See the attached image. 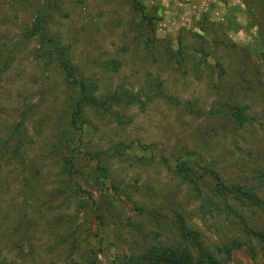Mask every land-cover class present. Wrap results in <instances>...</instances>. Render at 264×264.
Listing matches in <instances>:
<instances>
[{
  "label": "rangeland",
  "instance_id": "rangeland-1",
  "mask_svg": "<svg viewBox=\"0 0 264 264\" xmlns=\"http://www.w3.org/2000/svg\"><path fill=\"white\" fill-rule=\"evenodd\" d=\"M160 253L264 264V0H0V264Z\"/></svg>",
  "mask_w": 264,
  "mask_h": 264
},
{
  "label": "trees",
  "instance_id": "trees-1",
  "mask_svg": "<svg viewBox=\"0 0 264 264\" xmlns=\"http://www.w3.org/2000/svg\"><path fill=\"white\" fill-rule=\"evenodd\" d=\"M80 90L82 91V93H84L85 91V87L83 85H80ZM80 111L76 110L74 115V122L76 121L75 118H77L78 116H80ZM75 124V123H74ZM171 254H165V253H160V254H156L152 257V261L147 262L148 264H161L162 262L168 260V258H170ZM205 259L204 262H202L201 264H218L216 262L211 261L208 256L204 255L203 256ZM175 258V256H174ZM179 258H177L178 260ZM187 262V260H183V263ZM190 262V261H189Z\"/></svg>",
  "mask_w": 264,
  "mask_h": 264
}]
</instances>
